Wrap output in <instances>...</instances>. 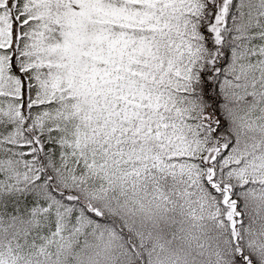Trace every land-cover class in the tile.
I'll use <instances>...</instances> for the list:
<instances>
[{
    "label": "snow or ice",
    "instance_id": "6c2138e0",
    "mask_svg": "<svg viewBox=\"0 0 264 264\" xmlns=\"http://www.w3.org/2000/svg\"><path fill=\"white\" fill-rule=\"evenodd\" d=\"M0 264H264V0H0Z\"/></svg>",
    "mask_w": 264,
    "mask_h": 264
}]
</instances>
